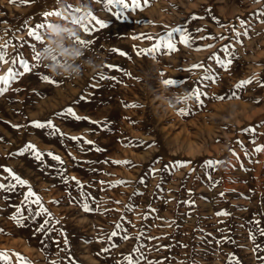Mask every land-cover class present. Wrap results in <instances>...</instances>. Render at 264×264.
I'll return each mask as SVG.
<instances>
[{
  "label": "rangeland",
  "instance_id": "rangeland-1",
  "mask_svg": "<svg viewBox=\"0 0 264 264\" xmlns=\"http://www.w3.org/2000/svg\"><path fill=\"white\" fill-rule=\"evenodd\" d=\"M82 8L80 0H0V51L9 61L0 63V76L18 56L36 63L29 29L76 24ZM52 11L61 15H43ZM261 12L264 0H148L142 8L113 6L111 12L104 0H92L91 13L108 26L86 33L81 24L80 38L70 36L101 65L79 79L47 71L50 27L41 30L40 65L0 95V183H15L5 168L28 181L0 189V253L11 264H20L18 256L30 264H127L130 255L139 264H264V151H255L264 145ZM181 26L191 47L177 43L171 54L141 51ZM81 39L92 43L85 47ZM226 45L233 59L227 71L210 59L226 58ZM101 74L108 78L100 80ZM167 79L184 83L166 87ZM197 88L205 93L202 104L191 97ZM184 92L186 103L180 99L166 109L168 96ZM69 108L81 119L65 114ZM49 120L58 133L34 126ZM29 143L45 154L42 161L19 154ZM209 160L220 163L207 168ZM28 186L50 216L34 215L39 206L24 200ZM225 211L229 215H217ZM21 215L18 224L12 217Z\"/></svg>",
  "mask_w": 264,
  "mask_h": 264
},
{
  "label": "snow or ice",
  "instance_id": "snow-or-ice-1",
  "mask_svg": "<svg viewBox=\"0 0 264 264\" xmlns=\"http://www.w3.org/2000/svg\"><path fill=\"white\" fill-rule=\"evenodd\" d=\"M97 2H100V0H97ZM105 5L107 6V10L108 11H112V7L116 6V7H122V8H129L130 6L132 8H142V5H147L148 0H104ZM77 11H79L77 9ZM115 15H119V13L114 12ZM260 15H264V12L259 13ZM45 17L50 16V15H55V16H60L61 13L59 11H52V12H45L43 14ZM192 19H196V17H192ZM246 22L245 21H241V24L244 25ZM50 24H46V23H39L37 24L34 28L29 29L28 30V35L31 38V40L33 41L29 47L31 49V53H32V60H34L36 63H30L28 59H25L23 57L18 56L17 58L13 59L11 61L12 65L14 67L9 68L8 72L6 75L4 76H0V95H3L5 92H7L9 90V88L11 87V85L16 82L20 77L24 76L25 74H29L32 73L34 71L35 68H37L40 63H41V54L40 52L37 50V44H43L44 43V32H42L41 30H45L46 28L50 27ZM108 25L106 23V21L102 20V19H98L95 15H93L92 13L88 14V21L86 23L82 24V28L84 30V32L86 33H92L95 32L99 29H104L106 28ZM199 31V30H198ZM235 31V30H234ZM244 35H247V32L243 33ZM235 35L237 37H239L241 35L240 32L236 31ZM178 36V39H177ZM149 39H151V37H149ZM191 40L192 37L190 35V33L187 31L186 28L181 27H175L172 28L170 31H168L166 34L160 36L158 38V40H156V42L154 43V47L150 48V49H145V50H141L143 53L148 54V53H152V52H163L165 54H171L173 52H176L177 49V43L183 44L186 47H191ZM80 44H82L83 46L87 47L89 44L92 43V41L89 40H79L78 41ZM208 47H212V45H209ZM199 50V49H197ZM116 51V50H114ZM222 51L224 53L227 54L226 58H221L218 54H214L210 59H213L218 65H220L221 68H223L224 70H228L231 66V64L233 63V59L232 54L229 52V46H225ZM121 55H124V53H120ZM139 54V53H138ZM7 53L5 51H0V63H9V61L6 59ZM111 67V66H109ZM203 67V65H193V68H201ZM189 71H191V69H189ZM205 71H207V69H205ZM42 81L45 82H49V83H55V81L50 80V78L46 75H42L41 77ZM108 77H105L104 75H100L99 79L100 80H104L107 79ZM204 80H215L214 76H205ZM162 83L164 84V86L166 87H175V86H179L182 85L184 82L183 81H178V80H173V79H167L162 81ZM252 83V80H242L240 81L237 85L236 88H242L245 87L246 85ZM202 95H205V93H203L199 88L194 89L193 92L191 93V97L196 99L198 102H200L201 104L203 103L202 100H200V97ZM189 97H184V99H188ZM221 99H223V97H220ZM132 107H139V105H132ZM67 115L72 116L73 118L79 120L81 119L78 115H76V113L71 109H67L66 113ZM181 115H187V113L181 109L180 111ZM34 126L38 129H53L55 132H59V129H57L55 127V125L52 123L51 120L47 121V122H34ZM245 132H255L256 129L255 128H248V129H244ZM73 140H77L79 139L78 137H72ZM87 143L91 144V141H86ZM254 142V141H253ZM97 151H101V149L97 148ZM256 152H262L264 151V145L262 146H257L255 148ZM24 153H30L37 161H42L43 157H44V153H41L34 144H27L25 145V147L20 151V155H23ZM48 156H50L53 160L59 161L60 163H63V160L61 159V157L54 155L52 153H48ZM114 163H130L128 161H115ZM218 163H220L219 161H206L205 162V167L207 168H214L215 165H217ZM187 162H177L175 166L177 167H184L186 166ZM5 172L8 173V175L11 177V179L15 182L12 183L11 185H5L0 183V189H5V190H14L17 185L19 186H26L28 185V181L22 179L19 175H17L16 173L13 172L12 169L10 168H5L4 169ZM72 180L76 181V184L78 185V187H80L81 189H83V184L79 181L76 180L75 177L71 178ZM223 195V194H221ZM33 197H35V199H32ZM24 200L29 202L30 204H35L38 205L39 208L38 210L34 213L35 216L39 217L41 214H47L48 216L51 215V213L48 212L47 208H44L43 205L41 204V198L39 196H37L31 189L30 186H28V191L27 194L24 197ZM83 210L85 212L90 211L91 209L89 208V205L87 203L83 204ZM217 215H229V213L225 212H220L217 213ZM14 220H16V222L18 224L22 223V220L24 219V217L21 215L19 218L17 217H12ZM257 224H259V221H256ZM44 224L47 225L48 224V220L44 221ZM117 229L121 228L120 224L116 225ZM38 231L40 232H44L45 231V227L41 226ZM261 236H264V229H259ZM113 237L117 236L118 233L116 231H114L111 234ZM123 239H128L127 236H124ZM252 239L254 240L255 237L253 236ZM115 246V245H113ZM105 251H107V249H105ZM134 251H139V249H135ZM18 255V254H17ZM20 260V264H30L29 261L26 260V258L23 257H19ZM0 260L4 261L5 264H11V261L8 259V256L6 253H0ZM125 260L127 262V264H139V261H135L133 260V257L130 255L128 257H125Z\"/></svg>",
  "mask_w": 264,
  "mask_h": 264
},
{
  "label": "clouds",
  "instance_id": "clouds-1",
  "mask_svg": "<svg viewBox=\"0 0 264 264\" xmlns=\"http://www.w3.org/2000/svg\"><path fill=\"white\" fill-rule=\"evenodd\" d=\"M83 8L76 14V20L78 23L73 25H60L52 26L48 29L50 37L47 39V45L51 49L49 52L43 53L47 62V71L52 74L53 77L61 76L67 79H79L84 73L85 69H91L92 71L99 70L100 64L96 62L93 55H86L87 49L72 43L70 36L80 38L81 36V24L88 21V14L92 11V0H80ZM59 25V22L50 23ZM67 28V31H66ZM68 45L67 47L65 45ZM83 58V59H81ZM80 60L79 64L75 61ZM62 61L71 62V65H62ZM165 92L167 89L164 90ZM184 97L190 96L187 92L173 93L168 96L166 109L171 107L175 109L178 100L184 99ZM188 99H184L185 103Z\"/></svg>",
  "mask_w": 264,
  "mask_h": 264
},
{
  "label": "bare ground",
  "instance_id": "bare-ground-1",
  "mask_svg": "<svg viewBox=\"0 0 264 264\" xmlns=\"http://www.w3.org/2000/svg\"><path fill=\"white\" fill-rule=\"evenodd\" d=\"M255 109V108H254ZM231 117V116H230ZM237 117V116H236ZM238 124V123H237ZM240 125V124H239ZM240 128V127H239ZM207 131V130H206ZM212 132V131H211ZM212 136V135H211ZM214 136V135H213ZM231 136V135H230ZM215 137V136H214ZM209 138V137H208ZM216 139V138H215ZM207 140H210V138L209 139H207ZM211 140H212V138H211ZM230 140V139H229ZM232 140V139H231ZM205 141V140H204ZM209 143V142H208ZM232 143V142H231ZM193 145V144H192ZM225 148V147H224ZM208 152V151H207ZM222 154V153H221ZM209 155H211V154H209ZM214 156V155H213ZM216 156V155H215ZM207 158V157H206ZM206 160V159H205ZM222 170V169H221ZM221 172V171H220ZM226 173V172H225ZM206 174V173H205ZM203 176V175H202ZM223 176H225V175H223ZM228 176H230V175H228ZM200 177V176H199ZM233 178V177H232ZM231 178V179H232ZM230 180V179H229ZM225 182V181H224ZM224 184H226L227 185V183H224ZM226 185H224V187L226 186ZM234 188V187H233ZM224 190V189H223ZM228 191H229V189H228ZM233 191V190H232ZM231 191V192H232ZM230 192V191H229ZM224 193V192H223ZM228 193V192H227ZM233 193V192H232ZM231 194V193H230ZM29 253V252H28ZM27 254V253H26ZM32 260H33V258H32Z\"/></svg>",
  "mask_w": 264,
  "mask_h": 264
}]
</instances>
